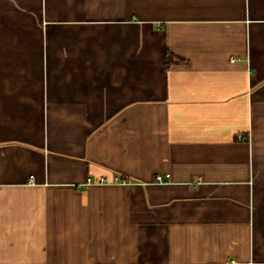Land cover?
Masks as SVG:
<instances>
[{"label": "crops", "instance_id": "0c3cea01", "mask_svg": "<svg viewBox=\"0 0 264 264\" xmlns=\"http://www.w3.org/2000/svg\"><path fill=\"white\" fill-rule=\"evenodd\" d=\"M0 264H264V0H0Z\"/></svg>", "mask_w": 264, "mask_h": 264}, {"label": "built area", "instance_id": "2783aa9c", "mask_svg": "<svg viewBox=\"0 0 264 264\" xmlns=\"http://www.w3.org/2000/svg\"><path fill=\"white\" fill-rule=\"evenodd\" d=\"M239 137L243 138L242 135H240ZM170 179H171L170 173H165V174L158 173L155 176V180L157 182H160V183L169 182ZM106 182H118V183H124L125 184V183L131 182V179L126 177V176H114L113 180H109L106 177H100L97 183H106ZM87 183L88 184L92 183V179L90 177L88 178Z\"/></svg>", "mask_w": 264, "mask_h": 264}, {"label": "trees", "instance_id": "16d2710c", "mask_svg": "<svg viewBox=\"0 0 264 264\" xmlns=\"http://www.w3.org/2000/svg\"><path fill=\"white\" fill-rule=\"evenodd\" d=\"M171 60H172V58H171V59L169 58V59L167 60V63H169ZM167 65H168V64H167Z\"/></svg>", "mask_w": 264, "mask_h": 264}]
</instances>
